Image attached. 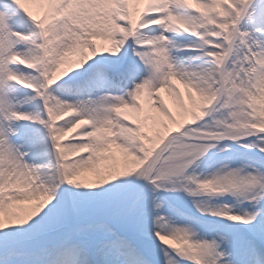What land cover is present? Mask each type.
Masks as SVG:
<instances>
[{"label": "snow or ice", "instance_id": "obj_1", "mask_svg": "<svg viewBox=\"0 0 264 264\" xmlns=\"http://www.w3.org/2000/svg\"><path fill=\"white\" fill-rule=\"evenodd\" d=\"M0 264H264V0H0Z\"/></svg>", "mask_w": 264, "mask_h": 264}]
</instances>
